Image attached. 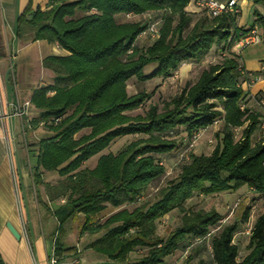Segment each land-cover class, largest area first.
<instances>
[{"label": "trees", "instance_id": "16d2710c", "mask_svg": "<svg viewBox=\"0 0 264 264\" xmlns=\"http://www.w3.org/2000/svg\"><path fill=\"white\" fill-rule=\"evenodd\" d=\"M188 3L48 0L41 10L32 9L29 0L17 19L18 36L56 43L68 52L44 59V65L55 74L54 82L36 89L30 99L38 110L30 123H42L51 132L38 142L32 178L37 200L41 201L38 186H43L47 202L55 203L51 210L57 223L52 250L55 264L76 253L75 246H66L60 239L69 222L77 223L80 234L95 236L86 247L105 258L97 264H167L164 258L184 242L187 247L211 248V262L199 264H264V205L250 227L244 254L233 241L236 222L221 225L222 216L215 210L185 209L195 192L211 195L242 187L264 189V135L253 142L256 130L264 129V114L256 104L264 95H250L251 73L241 66L239 52L232 50L255 25L264 31V18L254 9L255 19L248 28L237 27L238 15L228 14L204 17L191 26ZM77 11L83 14L76 16ZM152 12H162L159 36L139 48L136 41L151 22H120L117 18H150ZM212 48L222 55L220 61L203 69L193 84L186 83L161 110L151 104L144 116L127 114L151 95H128L130 78L140 82L168 78L182 63L201 62ZM149 64L155 67L145 73ZM215 120L220 130L213 150L181 157L178 173L158 190L156 198L140 201L149 185L164 173L156 155L175 149V137L180 133L190 137ZM238 127L242 130L236 139ZM126 135L140 137L117 153L100 154ZM97 154L92 169L82 167ZM45 171H55L61 179L44 183L41 174ZM249 193L264 199V192ZM136 202L131 209L125 207ZM107 205L118 210L100 222L98 214ZM175 209L182 213L180 224L165 238L159 237L158 221ZM249 212L246 207L242 222L248 220ZM141 248L145 252L132 260L130 254ZM0 264H5L1 255Z\"/></svg>", "mask_w": 264, "mask_h": 264}, {"label": "crops", "instance_id": "0c3cea01", "mask_svg": "<svg viewBox=\"0 0 264 264\" xmlns=\"http://www.w3.org/2000/svg\"><path fill=\"white\" fill-rule=\"evenodd\" d=\"M28 1L0 0V255L5 264H50L53 250L51 235L54 233L50 232L47 236L34 233L33 241H28L27 228L33 222V211L42 207L45 214L51 216L47 207L52 205L46 200L43 186H38L41 201L37 200L33 185L32 172L35 169L40 139L32 133L25 135L28 127L30 128L29 116H38V110L30 104L26 117L22 119L13 114V107L16 103L30 101L36 89L53 84L55 74L43 61L49 56L68 55V52L56 43L43 39L32 41L28 35H17V19ZM47 2L48 0H32V9L39 7L44 10ZM238 4L240 14L235 20L237 27L251 26L255 19L254 9L264 18V3L253 4L252 0H239ZM192 8L194 6L188 3L187 9ZM256 27L261 34L260 40L237 50L241 66L251 73L252 82L247 84L251 96L258 93L264 95V31L261 32L262 28ZM50 134L48 131L47 136ZM104 153L107 152L100 154ZM100 154L89 159L94 160V166ZM46 174L47 172L41 174L42 182L55 184L56 182L50 181V177L46 178ZM6 223L17 230L20 239L12 236ZM22 227L28 232L27 239L22 235ZM87 257L93 264L105 259L102 255ZM170 257L164 258L163 262H167ZM67 258L58 264H63Z\"/></svg>", "mask_w": 264, "mask_h": 264}, {"label": "rangeland", "instance_id": "374dc122", "mask_svg": "<svg viewBox=\"0 0 264 264\" xmlns=\"http://www.w3.org/2000/svg\"><path fill=\"white\" fill-rule=\"evenodd\" d=\"M188 6V5H187ZM186 11L191 15L192 24L197 21L198 19L204 18L208 16L204 13V11L197 9L196 7L192 9H187ZM264 11V8H263ZM162 12H152L148 18V16H123L118 17L117 20L120 22L123 21H150L154 23L155 21H159L158 26V36H159V28L161 25L160 18L162 17ZM83 13L80 11L76 12V16H81ZM146 17V18H145ZM150 19V20H149ZM155 20V21H154ZM250 24V21H248ZM258 28H260L258 26ZM261 30V29H260ZM263 32V29L262 31ZM259 38H261V34L258 32ZM158 36L153 38L149 33L146 31L141 34L137 41L136 45L139 48H145L148 46L154 39ZM254 47V46H253ZM235 50L236 49H232ZM222 55H219L215 48H212L211 51L206 55V57L201 62H186L182 63L180 67L172 73V75L168 78L162 79L161 77H155L145 82H140L136 78L132 77L127 81V93L128 95H133L139 92L151 93L150 97L144 101V103L139 106L137 109L128 112L127 114L131 116L141 115L144 116L146 111L149 108V105L155 104L158 106V109L161 110L164 103L170 101V99L177 94L180 89L186 84H193L198 76L200 75L201 71L205 69L208 65L216 63L220 61ZM155 67V64H149L144 68L145 73L151 72ZM26 116H23L24 119ZM30 117V118H29ZM28 120V130H26L25 135L28 133H32L42 139L48 137V129L44 124L39 123H30L31 120L36 118L37 116H29ZM33 130V132H30ZM35 130V131H34ZM220 124H213L212 126L204 129V131L199 135V137L191 143V147L189 151L185 153V146L183 142V137H185L184 133H180V135L176 136L175 139L178 141V146L173 149L171 152L167 154H159L156 157L160 160V163L164 166V173L158 179L153 181L147 190L145 191L144 195L141 197L140 201L144 199L153 200L157 196V192L159 189L164 187L169 180L174 178L179 171V167L182 163V159L184 155H190L193 153L195 155L199 154H209L216 143L219 140V133ZM242 127H238L235 131V138H239L241 133ZM84 132V131H83ZM51 133V132H50ZM31 134V135H32ZM21 135V133H20ZM26 135V136H27ZM51 135V134H50ZM80 135V134H79ZM264 135V131L261 129H257L253 135V142L257 141L260 137ZM22 137V136H21ZM140 137L139 135H126L123 137L118 138L114 142L110 144V146L105 149V152H112L117 153L120 149H122L126 144L135 140L136 138ZM171 139V137H169ZM174 139V138H172ZM102 153V152H101ZM185 159V158H184ZM94 160L86 161L82 167L92 169L94 167ZM47 172L46 178L49 179L51 182H58L60 177L55 171H45ZM54 177V178H53ZM53 178V179H52ZM256 196L252 197L247 188L242 187L236 191H223L216 194L211 195H204L199 192H195L193 196L188 199L185 203V209L189 212L194 211H210L215 210L217 211L222 217L221 225H227L229 223L236 222L238 224L237 231L233 236L234 243L237 244L238 248L241 251V254L246 252V246L249 241V233L250 227L256 218V216L263 210L264 201L255 198ZM59 202V201H58ZM61 202V201H60ZM139 202V201H138ZM132 203L127 204L125 207L131 209L135 205L138 204ZM51 207H47V209L51 212L54 208L55 203H50ZM47 206V205H46ZM246 207H250L249 218L246 222L241 221L242 214ZM118 210V208H114L112 206L107 205L104 210H102L98 214V219L100 222H103L110 214ZM49 212V213H50ZM48 213V212H47ZM51 216L45 214V210L41 207L40 209L37 208L33 211V222H31L30 226L27 228L29 229V236L28 241H33V234L36 235H48L50 232L53 234L56 230V221L50 213ZM182 213L175 209L172 212L163 216L157 224L156 233L159 237L165 238L170 231H172L175 227H177L181 222ZM22 235L24 238L27 239V235L25 228H21ZM28 233V232H27ZM52 240L55 238V234H53ZM95 236H91L87 233L80 234L79 228L77 223H67L64 226V230L60 235V239L66 246H75L76 253L72 254V256L68 257L63 264H93L87 258L88 255H100L94 252L93 250L87 248V244L94 238ZM186 242L182 243V246L176 250L169 260L166 262L167 264H199L202 263H209L211 262V253L209 246H203L194 244L190 247L186 246ZM145 252V249L141 248L136 250L135 252L130 254V258L137 259ZM86 258V259H85Z\"/></svg>", "mask_w": 264, "mask_h": 264}, {"label": "built area", "instance_id": "2783aa9c", "mask_svg": "<svg viewBox=\"0 0 264 264\" xmlns=\"http://www.w3.org/2000/svg\"><path fill=\"white\" fill-rule=\"evenodd\" d=\"M194 7L204 11V13L208 16V18L218 17L222 14H228L237 16L240 14V7H239V0H227V1H220V0H189ZM158 22L148 24L146 28V32L149 33L153 38L158 36ZM260 40L258 35L257 27L254 26L246 35L241 37L237 43L233 46L236 50H241L246 46L256 43ZM249 85V84H248ZM30 101H24L23 103H16L13 107V114L19 118H22L27 114V110L30 106ZM257 106L261 109L262 113L264 114V96H261L256 101ZM219 123L218 120H215L213 124ZM261 127H264V120H262ZM204 131L198 130L190 137H183V142L185 146V153L189 151V148L192 146L191 143L194 142L199 135ZM187 151V152H186ZM188 155H184V158L187 159ZM249 192L254 193L255 195H260L264 192V189L261 192L256 191L255 189L250 188ZM264 198V197H263ZM264 201V199H263ZM219 223H222V220H219ZM208 236V235H207ZM50 264H55L56 259L50 256L49 259Z\"/></svg>", "mask_w": 264, "mask_h": 264}, {"label": "water", "instance_id": "95a60500", "mask_svg": "<svg viewBox=\"0 0 264 264\" xmlns=\"http://www.w3.org/2000/svg\"><path fill=\"white\" fill-rule=\"evenodd\" d=\"M6 227L15 239H20L19 233L16 229H14V227L10 223H6Z\"/></svg>", "mask_w": 264, "mask_h": 264}]
</instances>
